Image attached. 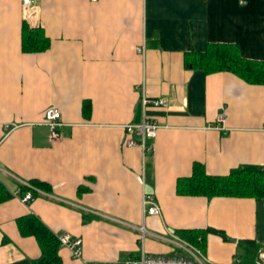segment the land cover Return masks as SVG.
Masks as SVG:
<instances>
[{
	"label": "crops",
	"instance_id": "1",
	"mask_svg": "<svg viewBox=\"0 0 264 264\" xmlns=\"http://www.w3.org/2000/svg\"><path fill=\"white\" fill-rule=\"evenodd\" d=\"M31 3L35 20L27 21L20 0H0V183L10 193L0 202V264L39 257L35 239L17 227L26 214L54 235L80 238L79 259L58 245L59 264L135 257L141 226L149 255L180 254L170 251L175 230L211 227L230 240L204 236L208 264H245L239 240L258 245L248 263L264 264V197L178 191L194 164L212 176L264 169V82L186 63V55L221 44L264 67V0ZM22 23L41 29L44 50L21 49ZM143 94L166 101L146 110L159 125L147 139L153 152L124 144L123 126L141 120ZM48 107L61 124L53 140ZM25 184L40 191L27 204L14 194ZM148 193L159 215L143 214Z\"/></svg>",
	"mask_w": 264,
	"mask_h": 264
},
{
	"label": "trees",
	"instance_id": "2",
	"mask_svg": "<svg viewBox=\"0 0 264 264\" xmlns=\"http://www.w3.org/2000/svg\"><path fill=\"white\" fill-rule=\"evenodd\" d=\"M47 38L41 29L29 28L25 23L21 25V49L28 52L42 51L47 47ZM186 63L192 68H200L206 73L229 71L248 83L264 82V67L261 63L244 59L237 47L233 45L209 44L204 52L186 55ZM86 108L83 102V112ZM31 186L46 190L43 182L32 180ZM27 190L26 186H19V193ZM178 191L194 195L213 197L223 196H251L264 197V169L259 166L246 165L232 170L226 176H212L206 174L201 164H194L193 173L187 179L178 180ZM33 197L36 195L32 191ZM10 197L0 183V202ZM20 234L30 235L35 239L39 248V257L33 264H59L57 255L58 241L34 215L26 214L16 221ZM180 238L203 248L204 236L207 233L219 235L223 240H230L224 231L208 227L206 229H178L174 231ZM244 246L245 264L252 261L258 245L254 241L239 240L238 246Z\"/></svg>",
	"mask_w": 264,
	"mask_h": 264
},
{
	"label": "built area",
	"instance_id": "3",
	"mask_svg": "<svg viewBox=\"0 0 264 264\" xmlns=\"http://www.w3.org/2000/svg\"><path fill=\"white\" fill-rule=\"evenodd\" d=\"M20 7L22 16L25 20H35V9L31 3V0H20ZM142 49L143 47L138 49V51ZM140 105L142 109L141 120L136 123H127L123 126L125 131L124 144L128 147L140 146L143 151L153 152L154 145L147 143V139L154 138L156 136L159 125L154 120L148 118L146 110L150 107H164L166 105V101L164 98L153 99L143 94L140 98ZM224 119L225 113L221 111L217 116V120L224 121ZM44 123L49 128V138L51 140L57 138L59 135L57 129L61 124L59 122V112L56 108L48 107L44 111ZM25 185L27 186V190L25 192L19 193L17 190L14 194L15 196L19 197V200L22 203L27 204L33 199L32 191H35L36 193L40 191L27 184ZM142 206L144 215L156 216L160 214V206L153 194L148 193L143 196ZM139 229L141 232L140 240L142 242V246L137 256L127 257L122 260L94 261L88 264H208L207 258L200 247L170 233V241L174 244L170 251L175 252L178 250L180 254L167 256L149 255L143 246L145 239V229L143 226H141ZM56 238L58 245L67 248L73 259L80 258V238H71L67 233H58L56 234Z\"/></svg>",
	"mask_w": 264,
	"mask_h": 264
}]
</instances>
